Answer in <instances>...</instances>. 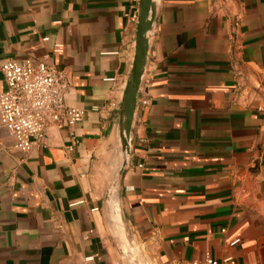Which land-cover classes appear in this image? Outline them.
Returning <instances> with one entry per match:
<instances>
[{
	"label": "crops",
	"instance_id": "0c3cea01",
	"mask_svg": "<svg viewBox=\"0 0 264 264\" xmlns=\"http://www.w3.org/2000/svg\"><path fill=\"white\" fill-rule=\"evenodd\" d=\"M137 6L0 0V66L55 65L85 111L26 152L0 124V264H127L121 235L141 264H264V0H156L112 208Z\"/></svg>",
	"mask_w": 264,
	"mask_h": 264
},
{
	"label": "built area",
	"instance_id": "2783aa9c",
	"mask_svg": "<svg viewBox=\"0 0 264 264\" xmlns=\"http://www.w3.org/2000/svg\"><path fill=\"white\" fill-rule=\"evenodd\" d=\"M0 70L5 85L0 90V124L17 150L28 151L42 140L50 127L61 122L72 125L83 118L84 109L64 104L68 82L63 71L55 65L28 58L8 59L1 64ZM90 232H85L84 238ZM182 264L239 263L230 255L218 260L206 253L200 262L192 260Z\"/></svg>",
	"mask_w": 264,
	"mask_h": 264
},
{
	"label": "water",
	"instance_id": "95a60500",
	"mask_svg": "<svg viewBox=\"0 0 264 264\" xmlns=\"http://www.w3.org/2000/svg\"><path fill=\"white\" fill-rule=\"evenodd\" d=\"M156 10V0H138L134 50L129 71L125 77L120 95L115 133V150L120 166L106 196L107 203L113 208L116 182L125 166L130 153V130L133 115L139 102L142 89V77L149 47V34L152 30ZM109 198H114L113 202ZM119 221V220H118ZM119 250L127 264H141L123 235L120 237Z\"/></svg>",
	"mask_w": 264,
	"mask_h": 264
},
{
	"label": "rangeland",
	"instance_id": "374dc122",
	"mask_svg": "<svg viewBox=\"0 0 264 264\" xmlns=\"http://www.w3.org/2000/svg\"><path fill=\"white\" fill-rule=\"evenodd\" d=\"M111 186H113V184L110 185V187H111ZM107 199H108V198H107ZM113 199H114V198H109V201H112V202H113ZM111 204H113V203H111Z\"/></svg>",
	"mask_w": 264,
	"mask_h": 264
}]
</instances>
